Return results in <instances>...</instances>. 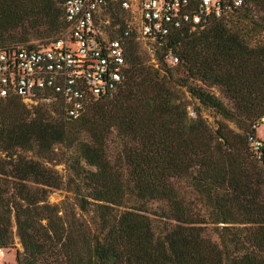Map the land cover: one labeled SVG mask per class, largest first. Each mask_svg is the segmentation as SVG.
Instances as JSON below:
<instances>
[{
    "label": "trees",
    "instance_id": "trees-1",
    "mask_svg": "<svg viewBox=\"0 0 264 264\" xmlns=\"http://www.w3.org/2000/svg\"><path fill=\"white\" fill-rule=\"evenodd\" d=\"M64 3L0 0V49L29 41L26 30L7 32L19 26L58 40ZM105 7L118 26L111 38L123 37L122 10ZM123 38L118 89L76 118L50 93L30 105L0 98V250L12 248L15 227V264H264V155L248 141L264 123V0L157 39L155 63L136 34ZM183 91L238 130L211 127L199 107L191 117ZM62 161L65 179L53 168ZM64 188L74 207L49 203ZM151 201L162 204L158 233Z\"/></svg>",
    "mask_w": 264,
    "mask_h": 264
},
{
    "label": "built area",
    "instance_id": "built-area-1",
    "mask_svg": "<svg viewBox=\"0 0 264 264\" xmlns=\"http://www.w3.org/2000/svg\"><path fill=\"white\" fill-rule=\"evenodd\" d=\"M249 0H65V33L47 47L27 45L0 49V98L57 95L69 117H78L87 104L113 94L126 67L124 38L156 41L181 29H203L212 20H227ZM112 3L129 16L123 37H103L98 11ZM170 65L177 58L170 51ZM256 159L264 141L250 136Z\"/></svg>",
    "mask_w": 264,
    "mask_h": 264
},
{
    "label": "rangeland",
    "instance_id": "rangeland-1",
    "mask_svg": "<svg viewBox=\"0 0 264 264\" xmlns=\"http://www.w3.org/2000/svg\"><path fill=\"white\" fill-rule=\"evenodd\" d=\"M121 17L126 22V20H129V16L123 12H121ZM97 26L103 37H113L116 35V30L118 26H112V20L110 14L107 12V7H102L97 14ZM25 30L27 32V37L29 38V41L26 43H23L24 45L27 46H34V47H47L51 44V42L54 40L53 37H48V38H42L40 37V33H36L35 31H30L29 29H23V27H17L16 29H10L7 30L8 33L10 34H20V33H25ZM62 33H65L63 31ZM61 33V34H62ZM139 47L140 51L143 53L145 56V59L148 61L149 64L155 63L156 58L158 56L157 50L159 49V45L156 44V42L148 39H143L139 38ZM210 91H212L215 95L221 97V93L217 88H211ZM183 96L188 102H190V106L188 107L189 110V115L191 117H195V113L193 112V106L199 107L201 111V116L203 119L206 120L208 125L211 127L215 128L217 125L221 122L226 123L229 128L237 131V127L235 124L228 122L226 120H223L221 116L216 114L211 109L205 108L202 105H199V103L190 98L189 94L183 91ZM24 103L30 105L33 104V99L30 97H23ZM257 136L261 139L264 138V123L260 124V126L257 129ZM119 140L118 138L112 134L109 137V149L112 155H114V152L116 151L118 147ZM59 158H61V155H59ZM51 165V164H50ZM53 168L58 171L60 175L65 177L68 175V168L65 162H56L53 165ZM180 185L183 186L184 190H187L188 192V187L185 182H180ZM48 201L51 204H58V205H64V206H73L74 204V199H73V194L71 192H68L67 190L64 189H53L50 191L49 196H48ZM74 207V206H73ZM146 210L147 214L151 218L154 226V230L156 233L160 231V228L162 226V222H164L162 219L159 217L160 209L162 208V204L159 202H147L146 205ZM77 211V208H75ZM90 216L85 215L84 218L86 220L89 219ZM14 231V239H13V246L12 248L9 249H1L0 250V264H15L16 262V251H22V246L19 242V238L16 236L15 232V227L13 228ZM213 238H217L216 236H213Z\"/></svg>",
    "mask_w": 264,
    "mask_h": 264
}]
</instances>
